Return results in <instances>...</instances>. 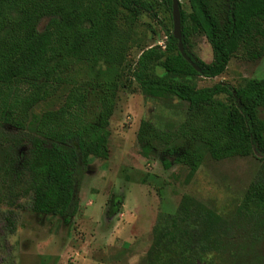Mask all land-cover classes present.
<instances>
[{
  "label": "trees",
  "instance_id": "trees-1",
  "mask_svg": "<svg viewBox=\"0 0 264 264\" xmlns=\"http://www.w3.org/2000/svg\"><path fill=\"white\" fill-rule=\"evenodd\" d=\"M166 1L171 9L172 0ZM188 1L191 12L181 9L183 42L200 71L180 53L173 31H167L165 48L142 49L131 70L146 95L170 94L188 103L184 121L174 129L141 121L140 154L158 157L164 169L187 166L190 181L204 159L201 147L215 160L256 153L262 164L245 198L264 202V79L201 88L188 81L223 74L235 57H264V0ZM152 11L148 0H0V124L28 134L30 153L22 166L29 174L34 212L60 215L67 223L76 215L90 158L110 156V121L127 75L137 18ZM44 19L48 22L40 30ZM195 34L210 43L211 62L188 48ZM154 65L166 73L154 75ZM78 68L84 76L76 78ZM65 85L70 88L61 106L32 114ZM94 102L98 110L90 118ZM218 220L184 196L176 213L158 217L146 264H197L203 259L193 251L206 248L210 226Z\"/></svg>",
  "mask_w": 264,
  "mask_h": 264
},
{
  "label": "rangeland",
  "instance_id": "rangeland-1",
  "mask_svg": "<svg viewBox=\"0 0 264 264\" xmlns=\"http://www.w3.org/2000/svg\"><path fill=\"white\" fill-rule=\"evenodd\" d=\"M148 1L153 11L141 12L137 18L127 75L110 121V156L90 158L79 188L78 211L68 223L60 215L33 211L29 174L22 166L30 153L28 134L0 124V264H146L158 217L176 213L184 196L220 218L210 226L206 248L193 251L197 260L203 259L197 264H264V202L245 198L262 164L258 154L215 160L201 147L204 159L190 181L187 166L164 169L158 157L147 159L140 154L137 133L142 120L163 130L174 129L184 121L188 108L186 101L174 95H146L131 76L142 49L165 48L167 31H173L169 3ZM180 5L191 12L188 0H180ZM47 22L44 19L39 29ZM188 48L205 62L213 59L212 47L202 34L190 36ZM152 72L166 73L158 65ZM75 73L76 78L82 77L84 69ZM249 78L264 79V57H235L223 74L188 81L198 88L217 83L238 87ZM69 88L63 86L34 107L32 114L61 106ZM97 110L94 102L90 118Z\"/></svg>",
  "mask_w": 264,
  "mask_h": 264
},
{
  "label": "water",
  "instance_id": "water-1",
  "mask_svg": "<svg viewBox=\"0 0 264 264\" xmlns=\"http://www.w3.org/2000/svg\"><path fill=\"white\" fill-rule=\"evenodd\" d=\"M172 18H173V34L175 38L179 41V51L183 55V57L192 63V65L196 68V70L200 71V67L192 61L191 57L185 51V46L183 42L182 35V17H181V5L180 0H172Z\"/></svg>",
  "mask_w": 264,
  "mask_h": 264
}]
</instances>
